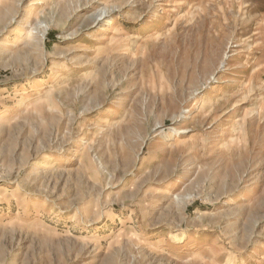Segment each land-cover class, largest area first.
Returning a JSON list of instances; mask_svg holds the SVG:
<instances>
[{
    "label": "rangeland",
    "instance_id": "1",
    "mask_svg": "<svg viewBox=\"0 0 264 264\" xmlns=\"http://www.w3.org/2000/svg\"><path fill=\"white\" fill-rule=\"evenodd\" d=\"M2 110L0 264H264V0H0Z\"/></svg>",
    "mask_w": 264,
    "mask_h": 264
},
{
    "label": "bare ground",
    "instance_id": "2",
    "mask_svg": "<svg viewBox=\"0 0 264 264\" xmlns=\"http://www.w3.org/2000/svg\"><path fill=\"white\" fill-rule=\"evenodd\" d=\"M42 3V2H41ZM31 15H32V12H31V14H29V19L31 18ZM159 18V17H158ZM97 19L98 20H101V19H103V17H101V15L99 16L98 15V17H97ZM122 27V26H121ZM121 27L120 26H115L114 28H113V33H111V35H110V37H109V42H115V40H116V38L118 37V33H120V31H121ZM123 29V28H122ZM122 34V33H121ZM124 34V33H123ZM141 36V35H140ZM139 35H137L133 40H132V42L131 43H127L125 46L127 47V49L128 50H132L133 49V47H135L137 44H138V42H139V40H140V38L142 37H140ZM124 40V39H123ZM14 42V44L15 43H17V41H19V37H15L14 38V40H13ZM122 41V40H121ZM12 43V44H13ZM11 45V44H10ZM83 50V49H82ZM2 53V52H1ZM94 60V59H93ZM93 68H87V69H85V70H82V72H81V76H88L89 74H91L92 72H93V70H92ZM260 70V68L258 67V66H254V68H253V73L254 72H256V71H259ZM41 93V92H40ZM39 93V94H40ZM27 100V99H26ZM10 116V113L9 112H7V110H2L1 112H0V120L1 121H3V120H5L6 118H8ZM108 123H109V121H108ZM108 126V125H107ZM102 127V129L104 130V129H106V124H104V125H102L101 126ZM177 132H180V133H182V132H184L183 130H181V128H177ZM224 145V143H220L219 144V148H221L222 146ZM217 150V149H216ZM218 152V151H217ZM168 194H170V191H168L167 192ZM35 203V205L37 204V202H34ZM4 214V213H3ZM6 214V215H5ZM5 216L6 217H10L11 216V214L7 211V212H5ZM100 238V235H99V233H95L94 234V236H93V240L94 241H97L98 239ZM207 259V261H206V263H210V262H212L213 261V257L212 256H209V257H207L206 258ZM214 262V261H213Z\"/></svg>",
    "mask_w": 264,
    "mask_h": 264
}]
</instances>
